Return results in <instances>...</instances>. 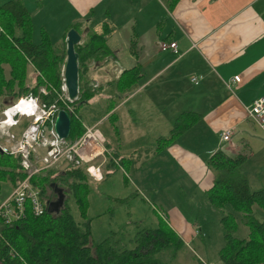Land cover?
Returning <instances> with one entry per match:
<instances>
[{
  "label": "crops",
  "instance_id": "1",
  "mask_svg": "<svg viewBox=\"0 0 264 264\" xmlns=\"http://www.w3.org/2000/svg\"><path fill=\"white\" fill-rule=\"evenodd\" d=\"M21 1L30 13L34 40L40 28L59 45L72 26L99 34L106 25L104 40L111 54L87 63L89 72L105 81L84 76L91 92L86 104L99 106L102 113L88 124L77 113L75 119L82 128L102 124L105 147L117 161L115 155L122 159L118 165L125 176L124 167L135 175L150 164L144 177L129 183L135 195L138 187L147 185L145 179L150 180V169L166 171L173 164L198 185L208 208L205 190L213 173L207 159L215 151L243 155L238 169L249 188L264 189V131L246 113L252 100L264 94V0ZM155 6L161 8L157 16L152 13ZM93 13L117 24L101 19L90 30ZM58 26L55 38L51 31ZM82 40L80 36L79 43ZM171 41L175 52L159 48V43ZM124 69H133V82L119 88L116 80ZM236 75L238 82L231 80ZM194 76L199 77L196 84L190 81ZM187 112L195 119H186L190 125L171 138L174 122ZM226 129L229 140L221 141L220 133ZM103 163L99 181L117 166L108 159ZM121 192L111 194V199L127 202ZM168 212V227L183 243L187 236L182 232L198 234V224L188 222L176 207Z\"/></svg>",
  "mask_w": 264,
  "mask_h": 264
},
{
  "label": "trees",
  "instance_id": "2",
  "mask_svg": "<svg viewBox=\"0 0 264 264\" xmlns=\"http://www.w3.org/2000/svg\"><path fill=\"white\" fill-rule=\"evenodd\" d=\"M0 27V96L13 100L27 93L36 94L37 86L44 85V80L58 90L65 42L57 46L42 28L34 40L31 16L21 0L0 3ZM71 28L77 30L75 26ZM102 28L99 34L87 29L86 38L74 45L77 53L78 92L70 105L75 112L80 104L88 102L91 94L85 81L81 82L82 76L86 74L87 63L111 54L104 40L106 25L102 24ZM62 36L64 39L65 32ZM5 65L8 66L6 71ZM28 67L31 68L34 80L29 81L27 78ZM133 76V69L122 70L116 80L119 88L130 85ZM55 98L52 91L42 96L46 103L54 102L61 107ZM190 114H182L174 122L171 138L185 130L190 125L189 121L195 119L191 114L194 116L191 120ZM82 131L79 121L70 117L67 139H75ZM115 156L122 162L118 155ZM244 158L240 154L226 156L221 151H215L207 159V166L213 173L211 185L205 190L208 202L215 208L228 204L233 211L240 212L243 224L248 229L245 237H235L231 233L236 227L233 214L227 213L220 218L224 242L217 255L222 264H264V219L259 221L251 213L252 205L264 211V189L249 188L245 176L238 169ZM84 167L85 164L65 166L66 169L60 171L54 179L61 187L68 177L74 179L75 183L68 188L82 219L87 209ZM51 171L49 169L31 178V184L38 188L44 204L42 215L33 216L25 207L23 217L18 220L5 223L0 216V264H164L159 253L166 249L175 251L182 246L183 242L161 218L155 227L137 230L131 248L118 246L119 241L113 234L93 243L88 223L75 221L67 203H63V208L57 212L46 209V201H50ZM23 176L18 158L0 152V181L9 188Z\"/></svg>",
  "mask_w": 264,
  "mask_h": 264
},
{
  "label": "rangeland",
  "instance_id": "3",
  "mask_svg": "<svg viewBox=\"0 0 264 264\" xmlns=\"http://www.w3.org/2000/svg\"><path fill=\"white\" fill-rule=\"evenodd\" d=\"M1 2L3 1H0V3ZM153 12L154 16H157L161 13V8H156L155 6L152 10V13ZM89 17L91 20L90 25H92L89 26L90 30L95 28V24H98L101 19L107 20L110 25L117 24L115 19L109 17L105 18L102 15L96 16L95 13L92 15L90 14ZM77 28V30L80 31V36L86 38V31H82L85 27L77 26ZM59 30L60 26L56 29L53 27L51 34L57 38V32ZM33 37H35L34 32ZM63 44L64 42H60L57 46ZM63 64L61 69L63 68ZM7 68L8 66L5 65V71ZM89 70L90 68L87 67V79L99 80L98 78L102 77V75H94L92 72H89ZM84 76L85 75L81 78L82 83ZM27 78L29 81L32 79L34 80V75L30 67L27 68ZM99 81L103 83L105 80L101 78ZM84 83L89 89L88 83L86 81ZM49 85L50 86H46V89L52 91L51 88L54 89V87L50 83ZM99 91L100 89L95 90V92ZM13 101H15V99L12 100L8 97L3 98L0 96V111ZM76 113L81 117L83 123L88 124L98 118V114H101L102 111H100V107L95 104L88 105L85 103L78 106ZM97 128L102 131V124L98 125ZM133 134L134 132L130 133V135ZM101 159L102 158L97 159V161ZM105 163H100V170L102 166H105ZM149 165L150 164H147L145 168H140L135 175L128 172L124 167L126 176L121 172L119 166L117 168V166L113 165L111 171L105 174L103 180L99 182L93 181L84 168V173H86L84 174V181L87 185L86 200L88 203L84 219L79 217V211L77 210L71 191L68 188L69 185L75 183L72 177H68L63 182L64 186L61 188L62 203H67L69 212L75 221H85L88 223L93 243H97L107 235L113 234L119 241L118 246H124L126 248L133 247V236L137 230L155 227L160 221V218H163L162 220L169 226L171 216L168 212V208L176 207L181 214L187 218L188 222L195 221L198 224V234L192 236V234L187 235L186 232H182L180 234L181 236H187L185 237L187 240L186 243H183L182 246L175 251L166 249L159 253V257L164 264H222L217 255L219 248L224 242L220 218L227 213H232L236 227L231 233L235 237L243 238L246 236L248 230L243 224L242 214L233 211L228 204L221 208H215L210 204H207L208 208L204 207L203 200H201L203 194L198 185L185 171L172 168L173 164H168L166 171L163 168L150 169L151 174L147 176L150 180L145 179L147 185L145 187H138L139 194L135 195L134 189L129 183L130 181L135 182V178L138 176L144 177V174L147 173L146 171H148L150 167ZM64 169L66 168L62 162L51 168V181L57 183V180L54 179L60 174V171ZM163 173H165V175H163ZM176 174H178V176ZM120 189H122L121 193L124 194L123 197H127V202H117L111 199V194L120 193ZM8 193L9 189L7 184L0 181V201ZM157 200H159V202H157ZM200 202H202V204H200ZM59 205L58 211L61 209V204ZM53 210L55 211L56 209ZM253 210L254 213L252 212V214L257 220L260 221L264 219V211L260 207L255 205Z\"/></svg>",
  "mask_w": 264,
  "mask_h": 264
},
{
  "label": "built area",
  "instance_id": "4",
  "mask_svg": "<svg viewBox=\"0 0 264 264\" xmlns=\"http://www.w3.org/2000/svg\"><path fill=\"white\" fill-rule=\"evenodd\" d=\"M2 29L0 27V33ZM161 50L175 49V42H161ZM199 77H191L193 84ZM232 81L238 82L239 77L233 76ZM60 86L58 91L52 89L61 107L53 103H46L42 96H46L50 86L44 80L39 85L37 93H27L19 96L10 105L0 111V152L18 158V164L24 173L22 179L11 187L8 195L0 201V216L5 223L23 217L25 207L33 216H40L44 212V204L37 187L31 184V178L55 167L62 162L65 166L85 164V171L94 180L101 179L100 163L106 159L115 165L118 161L108 152L105 140L96 125L84 126L82 134L75 140L60 138L54 130V119L59 110L66 111L70 117L77 118L70 103L63 83V68L60 71ZM230 88V83H226ZM76 99V98H75ZM248 117L264 131V94L252 100L246 107ZM221 141L229 140V130L220 133ZM98 160L97 159H100ZM97 162V163H96ZM163 219V218H162Z\"/></svg>",
  "mask_w": 264,
  "mask_h": 264
},
{
  "label": "water",
  "instance_id": "5",
  "mask_svg": "<svg viewBox=\"0 0 264 264\" xmlns=\"http://www.w3.org/2000/svg\"><path fill=\"white\" fill-rule=\"evenodd\" d=\"M80 41V33L74 28H69L65 33V58L63 64V83L69 99H75L78 92L77 53L74 45ZM70 127V116L64 110H59L54 119V130L58 137L66 138ZM46 209L54 212L51 202L46 201Z\"/></svg>",
  "mask_w": 264,
  "mask_h": 264
},
{
  "label": "flooded vegetation",
  "instance_id": "6",
  "mask_svg": "<svg viewBox=\"0 0 264 264\" xmlns=\"http://www.w3.org/2000/svg\"><path fill=\"white\" fill-rule=\"evenodd\" d=\"M61 186H59L56 182L54 181H50L49 182V192L50 193V202H51V207L53 209H56L55 211H58V208L60 207L59 204H61V208H63L62 205H64L62 203V193H61Z\"/></svg>",
  "mask_w": 264,
  "mask_h": 264
}]
</instances>
